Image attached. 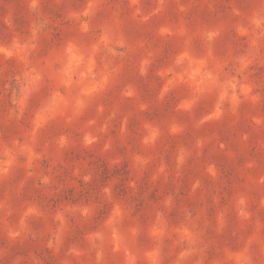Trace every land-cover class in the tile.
I'll return each instance as SVG.
<instances>
[{
    "label": "rangeland",
    "instance_id": "obj_1",
    "mask_svg": "<svg viewBox=\"0 0 264 264\" xmlns=\"http://www.w3.org/2000/svg\"><path fill=\"white\" fill-rule=\"evenodd\" d=\"M0 264H264V0H0Z\"/></svg>",
    "mask_w": 264,
    "mask_h": 264
}]
</instances>
